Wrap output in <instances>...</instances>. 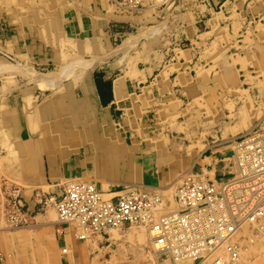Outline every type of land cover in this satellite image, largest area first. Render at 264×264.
Returning a JSON list of instances; mask_svg holds the SVG:
<instances>
[{"label": "crops", "instance_id": "obj_1", "mask_svg": "<svg viewBox=\"0 0 264 264\" xmlns=\"http://www.w3.org/2000/svg\"><path fill=\"white\" fill-rule=\"evenodd\" d=\"M241 1L195 0L179 17L169 8L161 25L155 12L122 14L107 0H50L39 13H49L54 26L29 8L27 13L0 8V194L5 181L22 185L27 195L69 178L92 180L113 192L142 181L141 165L147 164L143 142L157 135L158 123L164 115L172 117L177 105L169 95L176 92L173 80L185 66L180 48L200 57L202 48L218 37L210 32H232L233 22L213 20V13L235 5L232 15L245 23L255 7ZM157 27L156 34H148ZM78 58L93 59L52 86L30 78L28 69L40 75L55 71V77ZM130 145L137 152H126ZM205 152L216 161L231 149ZM164 167H153L156 176L169 179L183 168ZM34 222L54 233L59 264H85L91 246L75 237L73 225L38 215ZM62 247L69 253L63 254Z\"/></svg>", "mask_w": 264, "mask_h": 264}, {"label": "rangeland", "instance_id": "obj_2", "mask_svg": "<svg viewBox=\"0 0 264 264\" xmlns=\"http://www.w3.org/2000/svg\"><path fill=\"white\" fill-rule=\"evenodd\" d=\"M9 1L13 2V4H10ZM49 1L50 0H35L34 2H39L41 3L40 5H43L44 2L48 3ZM51 1L53 3V0ZM168 1L169 3L172 2L174 4L173 6L175 7V9L171 10L170 14L174 13L176 15H180L182 11H185L186 9H179V8L176 9V6L183 5L184 7L185 6L189 7V4L191 5L192 2H194L195 0H179V1L168 0ZM262 1L264 2V0H255L254 11L256 13L254 12L252 13V10H250V13L248 12L249 17H251L248 19L249 20L252 19L251 22L252 23L254 22L252 24V32H248L247 36L245 34H241L239 31L237 34H233L232 40H237V42L234 43L232 46L231 44H228L229 43L228 41L231 40L229 39L221 43H216L217 45L213 44L212 42L208 47L211 50L202 53L200 57L197 56L192 57L193 56L192 53L188 51L185 52L184 55H179V57L183 58L184 60L186 59L184 61L186 66L183 69L184 73H178V75H176L177 77L173 80L175 87L178 86L176 92L169 95L170 97L174 96V98L177 99L176 101L177 105L173 109V113L171 114L173 115L172 117H168L166 113L165 114L167 115V117L163 114L164 115L163 120L158 123L159 131L157 135L156 136L154 135L152 139H148L147 142L145 141L143 142L144 150L147 153V155L144 156L141 153V151L140 153L143 155V158L145 157L144 160L145 162H147V164L141 165L142 173L153 172L156 175L153 168L156 165L159 168L160 166H165L164 168H168L173 166H182L183 164L182 166L183 168L181 170L184 171L186 169L185 168L186 166L189 165L191 166V164L193 163H195V165L193 164V166H198L196 165L198 162L205 163L206 161L202 162L200 161L199 158L202 153L198 155L199 154L198 151L202 146H207L208 147L207 149L210 148L211 150L214 151H224L226 149L231 148L232 138H234L236 135L241 133V130L239 129L236 130V129L241 122L243 123L242 120L244 119L247 120V121L244 120V122H246V124L249 125L251 119L264 114V109H263L264 107H261L264 106L263 105L264 104V66L259 67V65L255 62V59L253 60L252 56L250 57L245 56L246 54L247 55L255 54V58H256V56H260L262 53H264L263 50L264 49V22H263L264 19L261 18V15H263L262 14L263 5L261 4ZM227 2L229 4V1ZM0 3H1L0 8L8 7V8H13L14 10L19 9L22 12H26V13L28 12L27 8L20 9L16 6V4L19 3V0H0ZM8 3L10 5H8ZM40 5H38L37 7L40 8L39 12L41 11ZM234 6L232 7V9H228L226 13L223 14L221 13L223 15L221 17L222 20H230V19L232 20L231 16L233 13ZM163 7H161V10ZM21 11L18 12L21 14ZM176 11L178 14L176 13ZM238 11L241 12L242 14H245L244 12H246L245 10L242 9H238ZM29 13H31V10H29ZM147 14H151V13H147ZM223 17H225V19ZM257 23H259V27ZM249 33L252 34L250 35ZM234 45L236 46V48ZM260 46L261 48H259ZM238 47L241 49H239ZM231 55H236L237 57L239 55L243 56L240 57L243 60L232 59ZM224 56L225 57L228 56V57L224 58ZM253 64L255 65L253 66ZM188 66L190 68H188ZM176 68L177 67H173V70L179 69ZM245 70L248 72H246ZM46 74L55 75L57 73H55V71H51ZM197 74L200 76H198ZM251 80L252 82H250ZM258 80L259 83H257ZM163 112H165V110ZM201 121L203 122L205 121L206 123L205 122L203 123ZM215 135H216L215 138L212 137ZM158 143L159 145H157ZM197 145H199V148ZM133 148L135 147L130 145L129 149H127L126 152L133 151ZM189 150H192V155H190L191 151L190 153H188ZM135 151L137 152V149H135ZM159 151H162V154H159ZM165 154H167V157H165ZM203 155H210V154L206 153L204 150ZM212 156L214 155L212 154ZM151 164L153 167L151 166L150 168H148ZM140 170L141 169H139L138 172ZM178 172L179 171L174 172L173 173L174 175L172 174L171 178L169 179H167L166 177H162L161 175L157 176L159 179H161L159 180L158 183L159 186L168 183L170 184V182H172L178 177L177 176ZM43 214H44V218L46 219L47 217L45 216V213ZM54 215L53 217L49 218V221H57V217L56 215L54 217ZM32 222H33L32 226L34 228L32 226H14L9 221H6L4 218L3 220L0 219V264H55V261H53V258H51V256L47 260L43 257V255L41 256V258H38L37 256L36 258H32L31 256H29V254L32 253L29 250L31 249L37 250L38 242L42 240L40 239V235H39L42 229H40L39 226H36L34 221ZM135 230H136L135 228H131L128 231L126 230L124 231V234L127 232V234H125L126 237L121 236L122 233H120L118 234L119 236L118 235H116L117 237L115 236L114 240L112 237L109 236V234H106L105 237H102L99 240L98 239H95V241L93 240L94 243L93 241H86V243L89 244V246L91 247L87 248V250L88 249L90 250L89 251L90 257L85 261V264H131L129 263V261H133V260L135 261L137 260L136 262H133L134 264H141L143 261H145L146 258V257L144 258L143 254L140 255L139 257H135V256L132 257L133 255L132 252L134 249H137L138 251V249H141L144 246V244H140L136 241L135 234H133ZM21 233L26 235L24 240L15 238V235H19ZM52 234H53V239H52ZM49 237L52 239L53 242L55 241V236L53 232L52 233L50 232ZM120 244L121 247L124 246L127 248L129 246L128 247L129 249L130 247H132L131 250L132 252L130 251L131 252L130 253L129 249L127 248L128 251L125 252L126 254L124 255L123 258L119 255H116L117 254L116 252L118 251H114V250H118ZM143 252L141 251L140 253ZM56 253L58 254V255L56 254L57 256L55 255L56 264H59L60 252L57 251ZM113 257L116 261L112 259Z\"/></svg>", "mask_w": 264, "mask_h": 264}, {"label": "bare ground", "instance_id": "obj_3", "mask_svg": "<svg viewBox=\"0 0 264 264\" xmlns=\"http://www.w3.org/2000/svg\"><path fill=\"white\" fill-rule=\"evenodd\" d=\"M31 1V2H29ZM19 0V3H17L16 5H19L21 7L26 6V8H30L31 12H33L34 14L39 15V17L43 18L46 24H52L53 23V18L51 19L49 17V13L47 12H41L39 13V9L37 8L38 5H40L41 3L39 2H34L35 0ZM111 6L115 7L120 13L122 14H143V13H156L159 14V24H163L164 22V18L166 15V11L169 8H174L173 3H169L168 0H140L139 3L136 6H132V5H124L122 3H117L116 0H107ZM172 1V0H171ZM179 1V0H178ZM10 4H13V2L9 1ZM18 2V1H17ZM236 2V1H234ZM248 2L254 6L255 0H248ZM5 3V2H4ZM7 3V1H6ZM16 3V2H15ZM241 4H247V0H242L240 2ZM1 4V3H0ZM8 3V5H10ZM180 4V3H179ZM7 5V4H6ZM46 4L44 2L43 5H40L41 7H44ZM109 5V6H110ZM258 5V4H257ZM13 6V5H12ZM164 6V7H163ZM161 7L162 10H161ZM112 8V7H111ZM185 9V7L183 5H177L176 9ZM160 11H159V10ZM253 9V7H252ZM158 10V11H157ZM179 12V11H178ZM254 13H256L253 9ZM177 13V11H176ZM222 12H218V13H213V20H219V18H221L223 15ZM178 14V13H177ZM182 14V13H181ZM180 15H176L174 14V18L175 16H181ZM259 14V13H258ZM263 15H261V18L264 19V13H262ZM44 15V16H43ZM257 15V14H256ZM260 15V14H259ZM232 20L230 19L229 21L233 22V31L231 33H223V32H218V31H214L215 34H213V31L209 33V35H217L218 37L212 38L210 44L213 42V44L216 43H221L225 40H229L228 44H231V46L237 42V40H232V36L233 34H237L238 31L241 34H245L246 36L248 35V32H252V19L248 21V19L245 21V23L240 20L236 14L232 15ZM142 18V17H141ZM172 18V17H171ZM225 19V17H223ZM257 18V17H255ZM254 18V19H255ZM144 20V18H142ZM173 19V18H172ZM253 19V20H254ZM258 20V19H257ZM226 21V20H224ZM146 22V21H145ZM264 22V20H263ZM141 23V22H140ZM217 23V22H216ZM258 27H259V23ZM256 24V25H257ZM56 25V24H55ZM159 25V26H160ZM52 26H54L52 24ZM146 27V26H144ZM148 27V25H147ZM161 27V26H160ZM160 27L154 28L155 30L151 31V29H148L147 32L148 34L152 35V33L156 34V32L159 30ZM239 28V29H238ZM234 32V33H233ZM262 32V31H260ZM231 34V35H230ZM250 34V33H249ZM252 34V33H251ZM250 34V35H251ZM240 35V34H239ZM201 36H199L200 38ZM253 37V36H252ZM198 38V39H199ZM257 38V37H255ZM137 39H133L132 42H130L131 44H129V46L127 47H132L133 44L136 42ZM139 40V39H138ZM242 41V40H241ZM248 41V40H247ZM246 41V42H247ZM257 41V40H256ZM258 42V41H257ZM243 43V42H242ZM198 44V43H197ZM209 44V45H210ZM251 44V43H250ZM259 44V43H258ZM126 45V44H125ZM209 45H205L202 48L201 54L205 53L206 51H210L211 49L208 48ZM217 45V44H216ZM220 45V44H219ZM247 45V44H246ZM228 46V45H227ZM230 46V45H229ZM235 46V45H234ZM237 46V44H236ZM235 46V48H236ZM243 46V45H242ZM248 46V45H247ZM253 46V45H251ZM240 47V45H239ZM238 47V48H239ZM125 48V47H124ZM123 48V49H124ZM191 48V47H190ZM261 48V46L259 47ZM181 50H179V55H184L185 52H189V50H183V47L180 48ZM189 49V48H188ZM241 49V48H239ZM248 49V48H247ZM250 49V48H249ZM177 50V49H174ZM216 50V49H215ZM221 50V49H219ZM229 50V49H226ZM236 50V49H235ZM264 50V49H263ZM237 51V50H236ZM241 51V50H240ZM177 52V51H176ZM246 52V51H245ZM222 53V52H221ZM224 53V52H223ZM239 53V52H238ZM173 54V53H172ZM217 54V53H216ZM228 54V53H227ZM232 54V53H231ZM7 55V54H6ZM191 55V54H190ZM193 55V54H192ZM208 55V54H207ZM226 55V54H225ZM9 56V55H7ZM232 59H241L240 57L243 56H236V55H231ZM246 57H253V60L255 59V62L259 65V67H263L264 66V53H262L260 56H256L255 58V54H246ZM173 57V56H171ZM194 57V56H192ZM198 57V56H197ZM228 57V56H226ZM224 56V58H226ZM7 58V57H6ZM13 58V57H12ZM85 58V57H84ZM205 58V57H204ZM245 58V57H244ZM93 58H90V61ZM190 59V58H189ZM223 59V58H222ZM229 59V58H228ZM231 59V58H230ZM250 59V58H248ZM246 59V60H248ZM184 60V59H183ZM186 60V59H185ZM202 60V59H201ZM209 60V59H208ZM220 60V59H219ZM89 60H84L83 58H78V59H73L72 62L67 63V65L62 69L61 73L57 76H52V75H40L37 74L35 71H33L32 69H28V72L30 74V78H32L33 80H35L36 82H38V84L40 86L43 87H49L54 85L58 80H60L61 78H63V76L65 75V73H67L70 69H76V70H80L81 68L86 67L89 62ZM212 61V60H211ZM231 61V60H230ZM195 62V61H194ZM193 62V63H194ZM218 62V61H216ZM11 63V62H10ZM213 63V62H212ZM235 63V62H234ZM238 63V62H237ZM215 64V63H214ZM249 64V63H248ZM4 65V64H3ZM216 65V64H215ZM214 65V66H215ZM250 65V64H249ZM255 64H253L254 66ZM6 66V65H5ZM9 67H11L10 65H8ZM176 66V65H175ZM174 66V67H175ZM186 66V65H185ZM184 66V67H185ZM194 66V65H193ZM201 66V65H200ZM220 66V64H219ZM225 66V64H224ZM241 66V65H240ZM248 66V65H245ZM252 66V65H251ZM4 68V67H3ZM2 68V69H3ZM188 68H190L188 66ZM194 68V67H193ZM201 68V67H200ZM242 68V67H241ZM5 69V68H4ZM173 69V68H172ZM177 69V68H176ZM211 69V68H210ZM217 69V68H216ZM240 69V68H239ZM183 70V69H182ZM199 70V69H198ZM241 70V69H240ZM191 71V70H190ZM197 71V70H196ZM202 71V70H201ZM220 71V70H219ZM246 71V70H245ZM256 71V70H255ZM258 71V70H257ZM181 72V71H180ZM248 72V71H246ZM184 73V72H182ZM204 73V72H202ZM201 73V74H202ZM246 74V73H245ZM183 75V74H182ZM198 75V74H197ZM248 75V74H247ZM246 75V76H247ZM260 75V74H259ZM200 76V75H198ZM256 76V75H253ZM238 77V76H237ZM248 77V76H247ZM245 78V77H244ZM202 79V78H201ZM184 80V77H183ZM207 80V79H205ZM262 80V79H261ZM61 81V80H60ZM179 81V80H178ZM187 81V80H186ZM246 81V80H245ZM204 82V81H203ZM252 82V80L250 81ZM186 83V82H185ZM206 83V82H205ZM254 83V82H253ZM257 83H259V80L257 81ZM180 84V83H179ZM200 95V93H199ZM230 95V94H229ZM230 97V96H229ZM238 97V96H237ZM234 98V97H233ZM236 100V99H235ZM198 101V100H197ZM234 102V101H233ZM240 104V103H239ZM263 104V103H262ZM264 105V104H263ZM233 106V105H232ZM264 107V106H261ZM260 107V108H261ZM264 109V108H263ZM260 111V110H259ZM181 113V112H180ZM261 113V112H260ZM206 114V113H205ZM204 114V115H205ZM240 115V114H239ZM242 115V114H241ZM249 116V115H248ZM247 117V116H246ZM248 118V117H247ZM242 119V118H241ZM173 120V119H172ZM212 120V119H211ZM245 120V119H244ZM243 123L241 122L238 126L236 130H241V133L236 135L234 138H232L231 141V154H224L222 155V158L220 160H213L209 155H203L204 154V150H206L208 147L207 146H202L199 149V154H201L200 161H208L209 164L207 165H200L203 164L200 162V164H198V166H193V164L195 165V163L191 164V166H186L185 170H181L177 173V178L175 180H173L172 182H170V184H165L162 186H159V179L153 172H146V173H142L140 175V177L143 178L144 182H140V181H136V182H131V183H127L125 185H121L122 187L119 188V190L113 192V191H104L101 190L98 185L92 181V180H87V179H78V178H69L67 179L65 182H62L61 186H57V187H52V188H42V187H38L36 189L33 190L32 194L27 195V193H24V188H22L21 186H18L17 184H13L11 185L10 183H6V181L3 183V189L1 190V194H0V219L3 220V218L6 221H9L11 224H13L14 226H32V221H34V217L35 216H43L45 213V216L47 217L46 219L49 220L50 217H53V215L55 214L57 217V223L62 224V225H73L74 226V230L73 233L75 235V237L79 240H81V236H84V240L83 241H95V239H100L102 237H105L106 234H109L110 237L113 238V240L115 239V236L122 233L121 236H125V234H127V232L124 234V231H128L131 228H135L136 230L134 231L133 234H135V238L136 241L140 244H144L143 248L141 249H134L133 252L132 247H130L129 252L131 251L133 253L132 257H139L140 255L143 254L145 261H143L141 264H194L192 259H189L188 257H183L180 258L176 261H174L172 259V257L170 256L169 253L166 254L165 251L160 250L162 244L160 243V241L158 239H156L155 237H153L155 235V231L152 230V225H151V221L148 219L146 222H144L143 224H131V225H121V224H117L115 226H111V227H107L105 228L103 231H93L90 228H87L86 226L81 225V220L79 218H77L76 220H72L71 222H63L60 217H59V210H58V204L55 202H50L47 204H40L39 203V199L35 198L36 194H46V193H53L54 195L60 196L62 194V188L63 186H65L67 183H75V182H82V183H91L93 184L96 189H97V193L100 199H102L101 202H106L109 201L110 199H112L113 195H118L120 193H124L125 191H133L136 193H140L141 194H154L158 196V202L155 206H153V213H156L157 216L160 215V213L163 212H167L170 211L172 209H176L179 207L178 202L176 201V191L178 186L182 183L183 179L185 178L186 175L188 174H193V173H201L205 176L208 177H213L214 175H217L219 170H226L228 168V166L231 165L230 170L232 171H236L237 174L239 175V177H236L234 179L229 180L228 182H226L228 184V193L230 194L231 198H235L236 200H238L239 202L242 199L245 198H249L250 201L248 202H241L240 203V207L242 208V210L248 208L253 202L251 200V197L248 195V192L250 190H252L253 188V184L247 185L246 182L250 181L251 179H249V174H245V171H249V173L254 172L253 169H251L250 167H246L243 168L242 166H252L250 161L247 160V157L249 155H247V150L248 148H246L245 150H243V148H240V144L238 139L242 138V137H246L245 139H247L246 143L248 141L254 142V141H259L258 138L254 137L253 135H249L250 133H252L260 124H262L264 122V114L263 115H259L257 117H254L253 119L250 120L249 125L246 124V122ZM247 121V120H245ZM203 122V121H201ZM205 122V121H204ZM203 122V123H204ZM211 122V121H210ZM201 123V124H203ZM206 123V122H205ZM233 124V123H232ZM198 125V124H197ZM208 128V127H206ZM205 129V128H204ZM244 129V130H243ZM200 131V130H199ZM198 132V130H197ZM195 133V132H194ZM192 133V134H194ZM191 134V135H192ZM196 134V133H195ZM203 135V134H202ZM233 135V134H232ZM166 136V135H165ZM194 136V135H193ZM163 137V136H162ZM212 137H216L212 136ZM161 139V138H160ZM153 141V140H152ZM159 145V143L157 144ZM199 148V145H197ZM210 149V148H209ZM211 150V149H210ZM133 151H135V148H133ZM191 151V153H190ZM214 151V150H212ZM136 152V151H135ZM235 152V155H234ZM188 153H190V155H192V150H189ZM159 154H162V151H159ZM179 154V153H178ZM197 155V157H198ZM165 157H167V154H165ZM164 157V158H165ZM241 160V163H239L238 160ZM0 161H1V155H0ZM183 163V162H182ZM183 166V164H182ZM138 169V168H137ZM5 174V173H4ZM3 174V175H4ZM7 175V174H6ZM5 175V176H6ZM144 175V176H142ZM11 177V176H10ZM0 178H2L0 176ZM7 178V177H4ZM158 178V179H157ZM10 178H8L9 180ZM260 179V183L258 184V186L254 187L255 189H258L260 192L264 191V173H262L259 177ZM12 180V179H11ZM10 180V181H11ZM14 180V179H13ZM12 180V182H13ZM18 180V179H17ZM16 180V181H17ZM142 180V181H143ZM9 181V182H10ZM2 182V181H1ZM0 182V183H1ZM106 182V181H105ZM19 183V182H17ZM59 184V183H58ZM121 184V183H119ZM158 185V186H155ZM215 185H222V184H215ZM35 186V185H34ZM37 186V185H36ZM44 186V185H43ZM47 186V185H46ZM51 186V185H50ZM104 186V185H103ZM13 187H18L20 188L19 194H21L22 199L24 200L23 203L25 204V207L23 209H25V211H27V214L25 216H21V217H16L15 219H12L8 216L5 215V209L6 207V203L7 201L4 199L5 193L9 190L8 194L11 193V188ZM28 187V186H26ZM45 187V186H44ZM48 187V186H47ZM107 187V186H106ZM61 188V189H60ZM113 190V189H112ZM32 191V190H31ZM253 199V196H252ZM76 206V205H75ZM54 212V214H53ZM21 213V212H19ZM54 215V217H55ZM198 214H193V216H197ZM237 217H239L240 219H243L244 221L239 225V227L237 228V230L235 231V233L232 235L231 238H226L223 240L224 242V246L225 247H217L214 249V257H212V259H216L217 263L219 262L220 264L222 263H235V261H238L239 264H264V243L262 241H260L258 238L254 237L251 233V229L253 228V226L255 227L256 225H258L259 223V217H256L254 219L251 218H247L243 216V212L237 209ZM37 218V217H36ZM35 218V219H36ZM8 219V220H7ZM154 220V219H153ZM42 221V220H41ZM47 222V221H46ZM51 222V221H50ZM48 222V223H50ZM37 223V222H36ZM35 223V225H36ZM81 223V224H80ZM38 226V225H37ZM33 227V226H32ZM34 228V227H33ZM40 228V227H39ZM38 228V230H39ZM37 229V228H36ZM43 229V227H42ZM44 230V229H43ZM40 231L39 235H40V239H42L41 241L38 242V249L34 250L31 249L29 251H31L32 253L29 254V256H31L32 258H36V256L38 258H41V256L43 255V257L47 260L48 258H53V261H55L56 264V260H55V255L57 254L56 252V244H54V242L52 241L53 239V234H52V239L49 237L50 235V231L49 233L47 231ZM49 230V229H48ZM52 233V232H51ZM156 234H158V231L156 230ZM92 236V237H91ZM119 236V235H118ZM26 235L21 233L19 235H15V238L17 239H25ZM117 237V236H116ZM126 237V236H125ZM107 239V238H106ZM119 239V238H117ZM110 240V239H109ZM93 241V243H94ZM112 241V240H111ZM123 242V241H122ZM24 243V242H23ZM196 243V242H195ZM37 244V242H36ZM116 244V243H115ZM118 244V242H117ZM122 244V243H121ZM118 247V250H114V251H118L116 252V255L121 256L122 258L124 257V255L126 254L125 252L128 251V249L124 246ZM31 245V244H30ZM67 245V244H65ZM97 245V244H96ZM124 245V244H123ZM24 246V245H23ZM17 247V246H16ZM32 247V246H31ZM124 247V249H123ZM228 247L231 248H235V250L237 251V255L235 256V258L233 259L232 255L230 254V251L228 249ZM122 248V249H121ZM27 249V248H26ZM144 249V252H143ZM143 253H140L141 251ZM44 251V254H43ZM61 252L63 254L68 252V248L67 247H62L61 248ZM130 252V253H131ZM69 253V252H68ZM109 253V252H108ZM112 254V253H111ZM58 255V254H57ZM56 255V256H57ZM115 255V256H116ZM113 256V255H110ZM129 257V256H128ZM114 259V257L112 258ZM134 259V258H132ZM137 259V258H136ZM139 259V258H138ZM141 259V258H140ZM143 259V258H142ZM114 261H116L114 259ZM137 261V260H136ZM135 260L133 261H129V263L134 264L133 262H136Z\"/></svg>", "mask_w": 264, "mask_h": 264}, {"label": "built area", "instance_id": "obj_4", "mask_svg": "<svg viewBox=\"0 0 264 264\" xmlns=\"http://www.w3.org/2000/svg\"><path fill=\"white\" fill-rule=\"evenodd\" d=\"M139 1L116 0L117 3L129 6H136ZM249 135H253L259 141L246 143L245 136L238 139L240 148L243 150L248 148L247 160L252 165L242 167H250L254 171L244 172L249 174L251 179L246 184H253L252 190L248 192L253 203L244 210L240 207V203L248 202L250 199L245 198L239 202L231 198L228 193L226 182L239 177L236 171L230 170L231 165L226 170H219L213 177L201 173L186 175L176 191L179 207L160 213L159 216L153 213L154 208H152L158 202L157 195H140L133 191H125L113 195L109 201L101 202L96 187L91 183H67L61 187L60 196L46 193L36 194L35 198L43 205L50 202L57 203L59 217L63 222H71L79 218L81 225L93 231H103L117 224L124 226L143 224L149 219L152 230L155 231L153 237L162 244L160 250L169 253L174 261L188 257L194 264H220L216 259H212L214 249L222 246L224 239L231 238L244 221L237 217V209L243 212L244 217L251 219L259 217L258 225L253 226L251 233L264 243V191L260 192L254 188L258 186L259 177L264 173V122ZM238 161L241 163L240 159ZM216 183L222 185H215ZM9 190L4 196L7 201L5 215L8 219L25 216L27 211L23 209L25 204L19 194L20 188L13 187L8 194ZM194 213L198 215L193 216ZM84 238L81 236L80 239L84 240ZM222 247L226 248L224 245ZM228 249L234 259L237 251L234 247ZM233 264L239 263L235 261Z\"/></svg>", "mask_w": 264, "mask_h": 264}]
</instances>
